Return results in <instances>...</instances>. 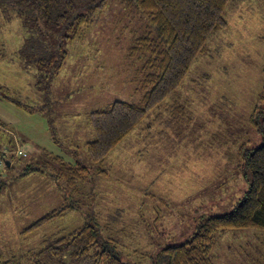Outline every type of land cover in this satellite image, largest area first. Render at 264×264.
<instances>
[{
  "label": "rangeland",
  "instance_id": "rangeland-1",
  "mask_svg": "<svg viewBox=\"0 0 264 264\" xmlns=\"http://www.w3.org/2000/svg\"><path fill=\"white\" fill-rule=\"evenodd\" d=\"M16 13L10 5L0 6V86L5 88L0 90V149L36 152L39 159L19 155L20 166L10 172L5 161L2 165L0 253L5 259L72 233L91 218L128 262L151 264V255L161 248L186 242L203 217L233 211L251 180L242 165V147L262 144L261 133L250 124L256 107L264 112L260 0H232L225 15L228 26L208 40L182 88L149 113L104 165L91 164L108 176L97 177L95 185L86 183L77 197L51 177L57 168L51 157L89 164L85 144L93 135L86 131L88 114L115 100L141 102L128 59L138 23L119 0L109 3L81 39L62 41L68 57L53 76L49 66H28L33 31L27 32ZM179 106L188 112L181 123L174 119ZM35 165L47 174L17 178ZM68 205L77 209L22 233L46 213ZM214 256L217 264H264V232L229 231Z\"/></svg>",
  "mask_w": 264,
  "mask_h": 264
},
{
  "label": "trees",
  "instance_id": "trees-1",
  "mask_svg": "<svg viewBox=\"0 0 264 264\" xmlns=\"http://www.w3.org/2000/svg\"><path fill=\"white\" fill-rule=\"evenodd\" d=\"M113 1L0 0V6L4 4L16 8V15L23 17L24 28L28 33L33 31L29 34L32 56L28 66L39 69L49 66L53 76H56L68 57L62 41L68 39L75 42L81 39L87 28L96 21L94 16L102 13ZM119 1L132 17H136L138 23L133 30L128 59L135 71V93L142 95V98L139 103L115 100L106 108L88 114V124L93 135V139L85 144L89 164L79 159L70 164L61 157H51L57 165L51 177H55L57 183L62 181L61 184H65L66 190H71L74 197L81 195V188L86 183L95 185L97 177L108 176L107 171L100 167L110 153L144 122L149 113L182 88L194 62L205 53L208 40L228 26L225 15L232 2ZM260 1L264 5V0ZM23 52L25 49L21 51L22 55ZM4 89L0 86L1 91ZM187 114L184 107L174 109V119L178 123L188 119ZM250 124L261 133L262 144L250 150L243 145L240 152L244 169L251 173L249 188L243 198L229 214L203 217L186 242L161 248L151 255V264H217L214 249L229 231L264 232V112L258 107L250 116ZM92 163L100 167L94 170ZM33 172L47 174L46 170L35 165L23 169L17 178ZM4 186L5 182H0V192ZM67 197L65 195V202ZM70 204H74V200ZM74 209H77L74 205L54 209L22 233H32ZM0 264L132 263L125 259L117 242L103 235L97 223L87 218L72 233L47 238L40 248L28 250L21 256L5 259L0 253Z\"/></svg>",
  "mask_w": 264,
  "mask_h": 264
},
{
  "label": "crops",
  "instance_id": "crops-1",
  "mask_svg": "<svg viewBox=\"0 0 264 264\" xmlns=\"http://www.w3.org/2000/svg\"><path fill=\"white\" fill-rule=\"evenodd\" d=\"M87 122H88V117H87ZM88 126H89V124H88ZM88 126H87V124H86V131H88L89 134L92 135L91 130H89ZM89 127H90V126H89ZM50 137H51L53 143H54L55 145H57L58 142L56 141L55 136H54L53 134H51ZM17 144H21V143H20L19 141H17ZM17 146H18V145H17ZM17 146H16V147H17ZM19 146H20V148L23 147L22 145H19ZM57 146H59V145H57ZM10 149H11L12 153L8 156L7 160L5 161L6 172H10L11 170L15 169L17 166H20V163H18L20 157H16V156L14 155V152L16 151V150H15V147H13V149L10 147ZM26 154H27V156H24V157H26V158H30L29 160H31V161L33 160V162H35L36 159H39V153H36V152H31V153H30V152H26ZM47 158H50V156H47ZM37 174H38L40 177L43 176V174H41V173H38V172H37ZM27 176H28V175H27ZM20 178H23V177H20ZM51 181L53 182L54 180L51 179ZM54 183H55V182H54Z\"/></svg>",
  "mask_w": 264,
  "mask_h": 264
},
{
  "label": "built area",
  "instance_id": "built-area-1",
  "mask_svg": "<svg viewBox=\"0 0 264 264\" xmlns=\"http://www.w3.org/2000/svg\"><path fill=\"white\" fill-rule=\"evenodd\" d=\"M8 152L12 153V151H10L8 148H4L3 150H1L0 152V171L2 169V165L4 164V161L7 159V157L10 155L8 154ZM14 155L16 157H18L19 155H22V156H27V154L24 152H22V150H17L14 152ZM5 156V157H4ZM5 158V159H4Z\"/></svg>",
  "mask_w": 264,
  "mask_h": 264
}]
</instances>
